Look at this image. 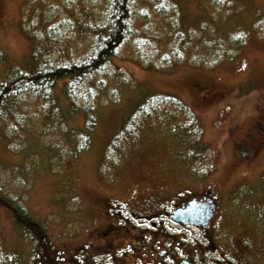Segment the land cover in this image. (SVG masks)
Returning a JSON list of instances; mask_svg holds the SVG:
<instances>
[{
	"label": "rangeland",
	"instance_id": "rangeland-1",
	"mask_svg": "<svg viewBox=\"0 0 264 264\" xmlns=\"http://www.w3.org/2000/svg\"><path fill=\"white\" fill-rule=\"evenodd\" d=\"M156 1L134 2L136 34L92 78L101 84L89 108L93 128L62 82L54 103L20 97L10 127H0V264H110L95 246L115 253L114 232L103 233L115 212L141 224L138 213L153 203L211 187L224 201L235 195L226 225L247 235L264 261V143L249 158L238 149L245 134L263 127L264 0H162L166 12ZM108 9L109 0H0V79L36 56L73 61L95 35L89 26ZM158 93L191 106L201 134L180 131L178 115L150 117L141 135L115 143L137 104ZM85 134L88 146L80 151ZM4 198L46 238L26 235L23 227L29 234L33 228L18 225Z\"/></svg>",
	"mask_w": 264,
	"mask_h": 264
},
{
	"label": "trees",
	"instance_id": "trees-1",
	"mask_svg": "<svg viewBox=\"0 0 264 264\" xmlns=\"http://www.w3.org/2000/svg\"><path fill=\"white\" fill-rule=\"evenodd\" d=\"M135 1L109 0V9L105 12L106 17L102 18L100 23L89 26V29L95 34L89 43L90 45L85 48L82 55L76 57L73 61L58 62L47 58H37V52L33 51L32 54L36 58L28 68L15 66L10 72H7L0 79V127L2 126L3 129L6 126L10 127L12 118L17 116V102L20 97L33 94L45 103L47 101L54 103L55 89L62 82V90L65 96L73 102L72 107H75L77 102L82 101L78 106L87 109V125L89 129L93 128L95 118L89 108L92 107L94 96L98 95L101 84L95 86L96 83L92 82V78L98 73L105 72L113 57L117 56L125 40L132 34H136L131 17ZM161 2L162 0H157L155 6L157 5L159 11L166 12L168 6L165 2ZM50 30L53 31L52 28ZM167 57L165 58L166 61L169 59V56ZM173 115H178L184 119L180 124V131L196 135L201 134V123L191 106L174 94L158 93L147 95L137 104L135 110L123 123L115 143H119L126 138H128V141L134 138L133 136L141 135L140 129L149 124L151 118L171 120ZM88 141V134L83 135L78 150H85ZM0 196L6 197L2 194ZM3 203L12 206L19 226L23 227L24 223L31 227V231L33 228V233L29 234V230H27L29 227H23V231L27 232L26 235L33 236L35 240H38L36 238L40 236L46 238V235L39 230V223L28 218L23 210L16 206L17 204L6 199ZM35 232L37 233L35 234ZM15 259L17 260L16 257Z\"/></svg>",
	"mask_w": 264,
	"mask_h": 264
},
{
	"label": "flooded vegetation",
	"instance_id": "flooded-vegetation-1",
	"mask_svg": "<svg viewBox=\"0 0 264 264\" xmlns=\"http://www.w3.org/2000/svg\"><path fill=\"white\" fill-rule=\"evenodd\" d=\"M262 123L263 127L256 126L253 134H245L244 142H238V146L246 147L245 158L264 143L259 137L264 131V121ZM221 193L219 188L211 187L194 194L168 196L162 205L155 202L142 213L130 210L134 217L136 213L142 217H137L141 224L131 220L127 223L124 213L115 212L103 232H114L115 253H109L107 245H97L95 249L100 250L101 257H112L110 264H264L254 254V244L248 236L238 235V231L226 225L225 220L234 211L230 203L235 195L231 194L227 202ZM192 200H195L194 216L177 213L179 208L189 209ZM117 237H121L119 244ZM88 255L86 252L82 263Z\"/></svg>",
	"mask_w": 264,
	"mask_h": 264
},
{
	"label": "water",
	"instance_id": "water-1",
	"mask_svg": "<svg viewBox=\"0 0 264 264\" xmlns=\"http://www.w3.org/2000/svg\"><path fill=\"white\" fill-rule=\"evenodd\" d=\"M192 202V204L191 205H189L190 207H189V209H187L186 211H183V210H181L182 208H179V209H177V213L179 212L180 214H184V212H186L188 215H193L194 216V212H195V200H192L191 201Z\"/></svg>",
	"mask_w": 264,
	"mask_h": 264
}]
</instances>
